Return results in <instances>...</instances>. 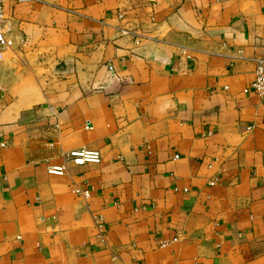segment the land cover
Instances as JSON below:
<instances>
[{"label":"crops","instance_id":"crops-1","mask_svg":"<svg viewBox=\"0 0 264 264\" xmlns=\"http://www.w3.org/2000/svg\"><path fill=\"white\" fill-rule=\"evenodd\" d=\"M2 18L0 264H264V100L243 93L264 0H4ZM81 148L100 162L73 166Z\"/></svg>","mask_w":264,"mask_h":264},{"label":"built area","instance_id":"built-area-1","mask_svg":"<svg viewBox=\"0 0 264 264\" xmlns=\"http://www.w3.org/2000/svg\"><path fill=\"white\" fill-rule=\"evenodd\" d=\"M16 2H23L24 0H15ZM4 0H0V49H9L12 46L10 38L3 30L2 22V6ZM252 92L259 98L264 100V58H257L254 60V66L252 71V79L248 87L243 91ZM90 127L86 124L83 126V130H89ZM0 147H4L3 143H0ZM66 159L73 166H85V165H97L100 162V154L98 150L81 148L78 150L70 151ZM47 174L54 176H61L65 172L63 166H54L47 169ZM79 195L83 198H88L89 193L87 190L79 191Z\"/></svg>","mask_w":264,"mask_h":264}]
</instances>
